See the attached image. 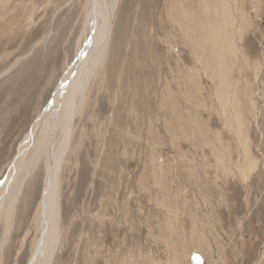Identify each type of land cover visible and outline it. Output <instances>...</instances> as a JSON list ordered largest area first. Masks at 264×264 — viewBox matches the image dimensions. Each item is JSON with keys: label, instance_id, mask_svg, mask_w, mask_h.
Here are the masks:
<instances>
[{"label": "rangeland", "instance_id": "rangeland-1", "mask_svg": "<svg viewBox=\"0 0 264 264\" xmlns=\"http://www.w3.org/2000/svg\"><path fill=\"white\" fill-rule=\"evenodd\" d=\"M95 3L0 0V184ZM83 92L51 264H264V0H116ZM47 156L0 213V264L39 261Z\"/></svg>", "mask_w": 264, "mask_h": 264}, {"label": "bare ground", "instance_id": "bare-ground-1", "mask_svg": "<svg viewBox=\"0 0 264 264\" xmlns=\"http://www.w3.org/2000/svg\"><path fill=\"white\" fill-rule=\"evenodd\" d=\"M95 1V5L97 6L98 4L101 8L102 0ZM115 2L116 0L113 1L111 7L102 6L105 9L103 13L97 12L98 16H94L101 23L99 28L93 32V34L98 36V40L95 41V45L91 47L92 50H89L86 56L83 57L82 55L83 58L81 56L78 57L75 63L69 67L49 105L34 122L31 131L21 142L10 171L4 182L0 184V213L2 215V212L12 210L10 208H12L17 193H15V189L21 187L24 180L32 171V168L39 161L42 153L47 152L44 187L46 220L44 219L43 221L45 228L38 250L39 261L36 264H51L56 249L59 207L56 174L65 151L69 150L68 145L73 131L72 124L78 104L80 103L79 100L83 96V91L89 81V77L93 74L96 65H98L106 51L111 32V17ZM31 147L34 148V150H31L33 153H30L31 155L26 157L27 151L29 152Z\"/></svg>", "mask_w": 264, "mask_h": 264}]
</instances>
